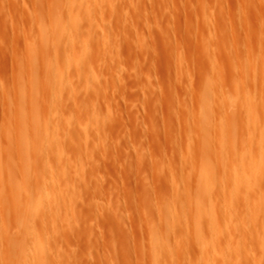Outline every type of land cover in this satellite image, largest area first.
Here are the masks:
<instances>
[{
  "label": "rangeland",
  "instance_id": "obj_1",
  "mask_svg": "<svg viewBox=\"0 0 264 264\" xmlns=\"http://www.w3.org/2000/svg\"><path fill=\"white\" fill-rule=\"evenodd\" d=\"M71 1L0 0V264H264V174L235 184L264 123V0ZM71 4L75 35H54ZM205 103L213 209L196 237Z\"/></svg>",
  "mask_w": 264,
  "mask_h": 264
},
{
  "label": "bare ground",
  "instance_id": "obj_2",
  "mask_svg": "<svg viewBox=\"0 0 264 264\" xmlns=\"http://www.w3.org/2000/svg\"><path fill=\"white\" fill-rule=\"evenodd\" d=\"M73 1V5L74 4H76L77 2H75V0H72ZM72 1H71V3H72ZM81 1H83V0H81ZM80 3V5L77 7L76 5V7H77V9L76 10H78L79 9V11H80V9L83 7V4L81 3V2H79ZM73 5L71 4V9L72 8H74L73 7ZM70 9V11H72L71 12V14L69 15V17H67V19H65L66 21L65 22H63L64 21V19L62 20V18H60L59 16H57V17H55V19H53L54 21H53V25H52V31H53V34L55 35L56 33H59V32H61V31H64V32H66L65 34H67L68 35V33L69 32H71L72 34H74L72 31H73V29H72V27H73V25L75 24V21L81 16L80 14H79V11H77L76 13L77 14H74V9H72L71 10ZM82 10V9H81ZM69 11V12H70ZM83 11V10H82ZM81 12V11H80ZM67 14H68V12H67ZM81 14H83L82 12H81ZM82 16H84V14L82 15ZM66 18V17H65ZM81 18V17H80ZM51 23V22H50ZM75 27H76V25H74ZM52 34V35H53ZM71 35V34H70ZM75 35V34H74ZM69 39V38H68ZM247 76H248V74H247ZM211 81H212V79H211ZM247 81L249 82V80L247 79ZM215 83V82H214ZM216 84V83H215ZM217 85V84H216ZM208 87H210V86H208ZM207 87V88H208ZM220 87V86H219ZM217 89V88H216ZM248 89V88H247ZM209 91V90H208ZM212 91V90H211ZM218 91V90H217ZM248 91V90H247ZM207 92V91H206ZM210 92V91H209ZM208 92V93H209ZM211 93V92H210ZM247 93V92H246ZM212 94V93H211ZM215 94V93H214ZM217 94V93H216ZM248 94H249V91H248ZM205 96V95H204ZM203 96V97H204ZM216 96V95H215ZM214 96V97H215ZM227 96V95H226ZM249 97H250V95H248ZM213 97V98H214ZM248 97V98H249ZM210 98V97H209ZM203 99V98H202ZM205 99V98H204ZM222 99V98H221ZM228 99V98H227ZM223 100V99H222ZM202 101V100H201ZM249 101V100H248ZM202 102H204V100L202 101ZM223 102V101H222ZM229 102V101H228ZM246 102V101H245ZM209 103V102H208ZM212 103V102H211ZM210 104V103H209ZM204 105V104H203ZM206 103H205V107H201L200 106V108L202 109H204V111H202V117H201V129H202V132H203V140L202 141H200V148H199V150L201 151V153L199 154V156H200V158H201V156H202V158H201V166H199L200 168L198 169V171H196V170H194L195 172H197L196 174H197V186H196V189H195V193H193V199H191V201H190V204H191V202H192V205L193 206H191V207H193L192 209H194V203L196 204H198L196 207L198 208L195 212H193V215H194V221H196V237H200L201 235H202V229L201 228H199V227H201V219H202V217H203V211H202V209H200V206H201V208H204V205L205 206H207V207H209L210 206V203H211V208H212V197H213V189H214V186L212 185V181H211V183H209V181H210V179H213V177L215 178V176H214V171H213V162L212 161H210L212 158H211V156H212V151H211V148H210V141H211V134L209 133L210 132V130H211V122H210V119H209V117H210V106L208 107H206ZM222 106V105H221ZM250 106V105H249ZM199 108V109H200ZM223 108V107H222ZM232 108V107H231ZM254 109V108H253ZM256 111H258V110H256ZM199 112H200V110H199ZM223 112V111H222ZM253 112V111H252ZM231 113H232V111H231ZM250 113H251V111H250ZM223 114V113H222ZM224 115H225V113H224ZM212 116H213V112H212ZM252 116H254V113H252V115H250V121H251V117ZM247 117H248V115H247ZM264 116H262L261 117V120H262V118H263ZM212 118H214V116L212 117ZM220 119V118H219ZM223 119V118H222ZM225 119H226V116H225ZM231 119V118H230ZM235 119V118H234ZM257 119V118H256ZM227 120V119H226ZM252 120H253V117H252ZM245 121H247V120H245ZM258 121V120H257ZM214 122V121H213ZM218 122V121H217ZM231 122V121H230ZM229 122V123H230ZM234 122H235V120H234ZM237 123V122H236ZM253 123V122H252ZM212 124H214V123H212ZM235 124V123H234ZM257 124H258V122H257ZM256 124V125H257ZM262 124V123H261ZM217 125V124H216ZM228 125H226V127H227ZM239 126V125H238ZM243 126V125H242ZM225 126H224V124L222 123V125H220V132L218 131V133H220L219 135H218V133H217V135L216 136H218L219 137V144L222 146V148L223 147H225L226 145H227V141H228V139H227V134H226V130H225V128H224ZM240 127V126H239ZM256 127V126H255ZM252 128V127H251ZM250 128V129H251ZM257 128V127H256ZM217 129V128H216ZM238 129V128H237ZM252 129H254V128H252ZM258 129V128H257ZM218 130V129H217ZM216 130V131H217ZM232 130H234V129H232ZM197 131V130H196ZM201 131V130H200ZM250 131V130H249ZM256 131V130H255ZM213 132H214V130H213ZM238 131H236V133H237ZM246 132H248V131H246ZM253 132H254V130H253ZM233 133V132H232ZM235 133V134H236ZM255 133V132H254ZM254 133H249L248 132V138H247V136H246V138H247V141H248V147H247V149H248V151L246 152V153H244V154H241V155H239L238 153H239V151H237V153H235V154H238V156H240V158L238 159V161L240 160V164H239V167H240V171H237L236 172V174H235V176H236V179H235V184H236V187H238V190H239V193H240V191H241V188L242 189H244V192H246V191H248V189L250 190L251 189V186L253 185V182L255 181V180H259V179H261L262 178V175L264 174V123L262 124V126L261 127H259V130H258V135H255V136H257L256 137V139H255V136H254ZM54 134V132L52 133V135ZM257 134V133H256ZM202 135V134H201ZM233 135V134H232ZM200 136V135H199ZM202 137H200V138H202ZM214 137H215V135H214ZM238 137V136H237ZM199 138V137H198ZM54 139V138H53ZM216 139V138H215ZM231 139H233V138H231ZM240 139V138H239ZM190 140H191V138H190ZM201 140V139H200ZM242 141V140H241ZM246 141V142H247ZM217 142V141H216ZM235 142V141H234ZM243 142V141H242ZM213 143V142H212ZM218 143V142H217ZM191 145V144H190ZM212 145H214V144H212ZM239 145V144H238ZM243 144H241V146H242ZM256 147V154H253L252 152L254 151H252V148L253 147ZM213 147V146H212ZM230 147H233V146H230ZM237 147V146H236ZM243 147V146H242ZM192 148V147H191ZM216 148V147H215ZM214 148V149H215ZM235 148V147H234ZM221 149V148H220ZM238 149V148H237ZM217 151V149H215V151L214 152H216ZM219 153H222V151L221 152H219ZM234 153V152H233ZM215 154V153H214ZM227 154V153H226ZM234 156V155H233ZM237 156V155H236ZM198 157V156H197ZM212 157H214V156H212ZM215 157L217 158V156H216V154H215ZM195 158V157H194ZM215 158V159H216ZM225 158H227V156L225 157ZM223 156H221V158H220V160L218 161V162H220L219 164H220V167H221V169L223 170V169H225V167L226 168H228V166H226V164H227V162L226 161H228V160H226ZM188 160V159H187ZM191 160V159H190ZM234 160H237V158L236 159H234ZM200 161V160H199ZM216 161V160H215ZM194 162V161H193ZM193 162H191L193 165L195 164V163H193ZM216 163V162H215ZM231 163V162H230ZM189 164V163H188ZM196 165H198V164H196ZM218 165V164H217ZM191 167H192V165H191ZM194 167V166H193ZM231 167V166H230ZM198 168V167H197ZM217 168V167H216ZM233 168V167H232ZM193 169V168H192ZM234 169V168H233ZM225 171V170H224ZM218 172H219V168H218ZM223 171H221V173H222ZM229 172V171H228ZM232 172H234L233 170H232ZM224 174H226V173H224ZM230 174H231V171H230ZM229 174V175H230ZM234 174V173H233ZM220 175V174H219ZM227 175V174H226ZM225 175V176H226ZM186 176V175H185ZM224 176V177H225ZM217 177V176H216ZM223 177V178H224ZM233 178V177H232ZM207 179H209V181L208 182H206V180ZM225 179V178H224ZM233 181H234V179H233ZM226 182V181H225ZM231 182H232V179H231ZM208 183V184H207ZM218 183V185H219V182H217ZM224 182H222V184H223ZM234 183V182H233ZM214 184V183H213ZM232 184V183H231ZM184 185V184H183ZM230 185V184H229ZM224 186H226V185H224ZM232 186H234V185H232ZM187 187V186H186ZM230 186H228V188H229ZM227 188V187H226ZM227 188V189H228ZM178 189V188H177ZM223 189V188H222ZM226 189V190H227ZM35 190V189H34ZM221 190V189H220ZM252 190H253V187H252ZM251 190V191H252ZM37 191V190H36ZM190 191V190H189ZM233 191H235V189L233 190ZM180 192V191H179ZM191 192V191H190ZM253 192V191H252ZM252 192H250L249 191V193H252ZM258 192V191H257ZM188 193V192H187ZM216 193V192H215ZM221 193V192H220ZM225 193H226V191H225ZM227 193H228V191H227ZM235 192H233V197H235V194H234ZM260 193V192H259ZM38 194L39 195H48V193L47 192H45V191H43V190H38ZM38 195V196H39ZM184 195H186V194H184ZM228 195V194H227ZM247 195V194H246ZM34 196V195H33ZM178 196V195H177ZM226 196V195H225ZM230 197V196H229ZM229 197H228V199H229ZM243 197V196H242ZM38 197H35V201H36V199H37ZM223 198H225V197H223ZM236 198V197H235ZM243 199V198H242ZM246 199V198H245ZM186 200H187V198H186ZM193 200V201H192ZM195 200V201H194ZM215 200V199H214ZM224 200V199H223ZM230 200V199H229ZM34 201V203L36 204L35 205V208L36 209H38L39 210V208H40V205H41V202H40V200H37L36 202ZM188 201V200H187ZM239 201H240V199H239ZM251 201V200H250ZM226 202V201H225ZM189 202H187V205L189 206V204H188ZM204 204V205H203ZM246 204V203H245ZM209 205V206H208ZM254 205H256V204H254ZM263 205V204H262ZM190 206H189V208H190ZM205 209V208H204ZM203 209V210H204ZM208 209V208H207ZM213 209V208H212ZM191 210V209H190ZM209 212H210V210H209ZM213 212V211H212ZM229 213V212H228ZM211 214V213H210ZM179 215V214H178ZM205 215H206V211H205ZM205 215H204V217H205ZM208 215V214H207ZM214 216V215H213ZM181 217V216H180ZM208 218H209V216H207ZM168 219H169V217H167ZM177 218V217H176ZM206 218V217H205ZM204 218V219H205ZM180 219V218H179ZM171 220H172V218H171ZM170 220V221H171ZM191 220V219H190ZM208 220V219H207ZM209 220H212V219H209ZM215 220V219H214ZM241 220V219H240ZM185 221V220H184ZM183 222V221H182ZM208 222V221H207ZM215 222V221H214ZM172 223V222H171ZM242 223V222H241ZM184 224V223H183ZM172 224H170V226H171ZM186 225V224H185ZM190 225V224H189ZM205 225V224H204ZM212 226V225H211ZM207 227V226H206ZM216 228V227H215ZM186 229V228H185ZM190 229V228H189ZM195 230V229H194ZM187 231V230H186ZM211 231H212V229H211ZM215 231H216V229H215ZM233 232V231H232ZM229 233V232H228ZM195 235V234H194ZM213 235H214V233H213ZM217 235V234H216ZM230 235V234H229ZM228 236V235H227ZM204 237V235L202 236V238ZM214 237V236H213ZM205 238V237H204ZM163 239V238H162ZM201 239V238H200ZM229 239V238H228ZM195 241V240H194ZM203 241H205V240H203ZM42 242H43V240H40L38 237H36V239H35V243L34 244H36V245H38L39 247H40V258H44V257H46L47 256V251H46V248L44 247V246H42ZM206 242V241H205ZM22 241L21 240H17V242H15L14 243V253H19V252H23L24 251V253H26L27 254V256H30L31 255V251L29 250V249H26V248H23L22 247ZM163 243V246H164V248L163 249H165V251H163V252H166V250H167V248H166V246H165V242H162ZM198 243V242H197ZM166 244H167V242H166ZM206 245V244H205ZM199 246V245H198ZM205 247V246H204ZM203 247V248H204ZM232 247V246H231ZM206 249H208L207 247H206ZM202 251V250H201ZM168 253V252H167ZM160 254H162V251H161V253L159 252V253H157V255L155 256L154 255V264H160L158 261H157V259L155 258V257H159L160 256ZM211 254H212V252H211ZM163 255H166V254H163ZM200 255V254H199ZM204 255V254H203ZM200 259H203V258H200ZM204 260V259H203ZM211 260V259H210ZM217 260V259H216ZM26 264H30V261L29 260H27L26 261Z\"/></svg>",
  "mask_w": 264,
  "mask_h": 264
}]
</instances>
